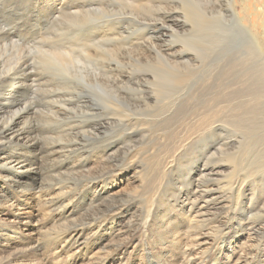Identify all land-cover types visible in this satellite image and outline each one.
<instances>
[{"label": "rangeland", "instance_id": "obj_1", "mask_svg": "<svg viewBox=\"0 0 264 264\" xmlns=\"http://www.w3.org/2000/svg\"><path fill=\"white\" fill-rule=\"evenodd\" d=\"M138 1L0 0V56L7 70L17 65L15 69L27 77L25 98L37 113L32 124L36 123L38 133L43 132L41 143H46L47 135L69 130L63 138L74 150L68 163L75 164L86 151L85 169L68 170L69 166L61 165L62 174L44 156L40 162L43 181L55 187L73 185L67 188L76 200L67 218L72 223L65 221L72 227L77 220L82 223L96 216L99 204L121 205L95 223H103L96 235L102 242L86 254L83 264L111 247L109 232L118 239V246L129 244L113 251L105 264H181L182 249L192 244L197 246H190L188 257H196L197 264H202L201 258L209 259L208 264H237L243 249L249 264H264L261 173L245 178L238 191L214 189L198 199L195 211L199 209L201 219L208 218L198 231L180 218L173 222L167 217L179 216L178 209L189 198L187 192L192 199L198 197L205 179L208 184L233 185L247 168L264 160V129L253 124L259 117L257 93L264 67V50L259 51L258 44L264 34V0ZM21 61L24 66L19 68ZM97 165L93 177L99 179L86 182L87 170ZM154 174L160 177L154 179ZM105 182L120 184L112 195L93 191L91 184ZM150 196L153 202L147 203ZM174 198L181 201L170 208L165 202ZM187 206L185 210L191 204ZM170 220L172 224L167 225ZM220 220L227 224L216 232ZM253 225L260 230L254 240L255 234L248 238ZM90 226L81 227L89 231ZM228 238L237 242L234 254L227 248Z\"/></svg>", "mask_w": 264, "mask_h": 264}, {"label": "bare ground", "instance_id": "obj_2", "mask_svg": "<svg viewBox=\"0 0 264 264\" xmlns=\"http://www.w3.org/2000/svg\"><path fill=\"white\" fill-rule=\"evenodd\" d=\"M140 1V0H139ZM138 1V2H139ZM144 1V0H142ZM146 1V0H145ZM150 1V0H149ZM153 1V0H152ZM195 1V0H194ZM203 1V0H202ZM212 1V0H211ZM210 1V2H211ZM130 2V1H129ZM128 2V3H129ZM148 2V1H146ZM189 2V1H188ZM197 2V1H196ZM196 2H193L192 4H195ZM213 2V1H212ZM211 2V3H212ZM141 3V2H140ZM143 4V3H142ZM182 4V3H181ZM203 4V3H202ZM132 4H129V8ZM198 3L195 5L197 6ZM145 6V5H144ZM149 6V3H148ZM126 7V6H125ZM147 7V4L146 6ZM152 7V6H151ZM181 7V6H180ZM184 7V6H183ZM199 7V6H198ZM127 8V7H126ZM201 8V7H200ZM214 8V7H213ZM136 9V7H135ZM198 9V8H197ZM223 9V7H222ZM192 10V9H191ZM108 11V10H107ZM135 11V10H134ZM157 11V10H156ZM221 11V10H220ZM154 12V11H153ZM90 13V12H89ZM62 14V13H61ZM65 14V13H64ZM189 14V13H188ZM191 14V12H190ZM225 14V13H224ZM239 14V13H238ZM236 14V17L240 18ZM70 15V14H69ZM148 15V14H147ZM152 15V14H151ZM150 15V16H151ZM192 15V14H191ZM206 15V14H205ZM60 16V15H58ZM63 16V15H62ZM72 16V15H71ZM67 17V16H66ZM65 17V18H66ZM157 17V16H156ZM194 17V16H193ZM207 17V16H206ZM85 18V17H84ZM149 18V17H148ZM67 19V18H66ZM206 19V18H204ZM65 20V19H64ZM246 20V19H245ZM179 21V20H178ZM242 21V20H241ZM163 22V21H162ZM208 22V21H207ZM74 23V22H73ZM197 23V22H196ZM216 22L215 24H217ZM76 25V24H75ZM196 25V24H195ZM198 25V24H197ZM202 25V24H201ZM242 26L245 25V22L241 23ZM55 26V25H54ZM78 26V25H77ZM199 26V25H198ZM212 26V25H211ZM2 27V26H1ZM169 28V27H168ZM213 28V27H212ZM238 28V27H237ZM46 29V28H45ZM99 29V28H98ZM202 29V28H201ZM211 29V28H210ZM219 29V28H218ZM241 29V28H240ZM222 30V29H220ZM232 30V29H231ZM235 30V29H234ZM107 31V30H106ZM118 31V30H117ZM173 31V30H172ZM119 32V31H118ZM175 33V31H173ZM202 32V31H201ZM234 32V31H232ZM101 33V32H100ZM200 33V32H199ZM214 33V32H212ZM231 33V32H230ZM121 34V33H120ZM219 34V33H218ZM235 35V33H232ZM88 35V34H87ZM103 35V34H102ZM179 35V34H178ZM200 35V34H198ZM215 35V34H214ZM180 36V35H179ZM215 37V36H214ZM100 38V37H99ZM211 38L210 40H214V38ZM213 38V39H212ZM216 38V37H215ZM221 38V37H219ZM258 39V38H257ZM261 40H258L259 44V51L264 50V34L263 37L260 38ZM96 40V39H95ZM103 40V39H102ZM199 40H201L199 38ZM216 40V39H215ZM100 41V40H99ZM212 42V41H210ZM251 42V41H250ZM107 43V42H106ZM203 43V42H202ZM253 43V42H252ZM184 44V43H183ZM205 44V43H204ZM209 44V43H208ZM16 45V44H15ZM31 45V44H30ZM173 45V44H172ZM220 46V45H219ZM118 47V46H116ZM172 47V46H171ZM212 47V46H210ZM216 47V46H215ZM73 48V47H72ZM76 48V47H75ZM25 49V48H24ZM139 49V48H138ZM158 49V48H157ZM161 49V48H160ZM40 50V48H39ZM51 50V49H50ZM73 50V49H72ZM118 50V49H117ZM23 51V50H19ZM57 52V51H56ZM61 52V51H60ZM95 52V51H94ZM82 53V52H81ZM21 54V53H20ZM87 54V53H86ZM26 56V55H25ZM84 56V55H83ZM82 56V57H83ZM24 57V56H23ZM77 57V56H75ZM89 57H91L89 55ZM88 57V58H89ZM51 58V57H50ZM185 58V57H184ZM26 59V58H25ZM161 59V58H160ZM159 59V60H160ZM165 59V58H163ZM67 60V59H66ZM74 60V59H73ZM258 60V59H257ZM26 61V60H25ZM84 61V60H82ZM87 61V60H85ZM84 61V62H85ZM16 62V60H15ZM24 62V61H23ZM27 62V61H26ZM148 62V61H147ZM14 63V62H13ZM35 63V62H34ZM235 63V62H234ZM24 63L18 64L19 68L24 66ZM74 63V66H76ZM87 64V63H86ZM169 64V63H168ZM12 64H10L11 66ZM28 65V64H26ZM170 65V64H169ZM168 65V66H169ZM13 68H10L9 70L6 69L5 64L3 63L1 56H0V264H83L85 259H87L86 254H89L98 246L101 244V238H99L98 233L102 231L103 223L102 224H95L102 215H104L106 212L110 211V209L113 208V211L115 213V210L120 208L121 205L112 206L111 204L107 205L106 207H103V205L99 204L97 206H100V208L95 211L94 215L91 219L88 221H83L82 223L77 220L75 222V225L69 226L70 222L67 218L70 216L73 210V202L74 197L70 196V192L68 191V187L70 186L72 188V184H66L65 186H57L53 185V183H47L46 181H43V175L41 172V159H43L44 156H47L50 162L58 172L61 169V165L63 167L69 166L68 170L73 168H79V169H85L84 162L82 161L87 156H83L79 159L75 164L68 163L70 161V158L72 157L73 146L72 144H66L64 141V136L67 137L68 131L63 132L62 134H50L47 135L45 138L46 143L42 144L43 142L39 139L40 133H43L40 131L38 133V127L35 124H32V115H34V105L32 106L31 103H29L28 99L25 98V89H26V79L23 77V72L20 70H16L17 65H13ZM34 66V65H33ZM82 66V65H81ZM199 66V65H198ZM12 67V66H11ZM72 67V66H71ZM84 67V66H83ZM86 67V66H85ZM235 67V66H234ZM9 68V67H7ZM25 68V67H24ZM23 68V69H24ZM35 68V67H34ZM73 68V67H72ZM79 68V67H78ZM76 68V69H78ZM81 68V67H80ZM88 68V67H86ZM174 68V64H173ZM177 68V67H176ZM15 69V70H14ZM28 69V68H27ZM70 69V68H69ZM143 69V68H142ZM198 69V68H197ZM14 70V71H12ZM26 70V69H25ZM34 70V69H33ZM32 70V71H33ZM79 70V69H78ZM80 70H84L81 68ZM196 70V69H195ZM260 70V69H259ZM31 71V70H30ZM85 72L87 71L84 70ZM89 71V70H88ZM87 71V74H88ZM81 72V71H80ZM83 72V71H82ZM84 72V73H85ZM23 73V74H22ZM32 73V72H31ZM79 73V72H77ZM79 74L87 76V74ZM257 73V72H256ZM49 74V73H48ZM73 74V73H72ZM28 75V73L26 74ZM33 75V74H32ZM261 86L258 90L259 95V117H257L258 122H254V127L256 126V123L261 125L264 129V67H262L261 72ZM34 77V76H33ZM87 78V77H86ZM173 78V77H171ZM41 79V78H40ZM85 79V78H84ZM156 79V78H155ZM235 79V78H234ZM93 80V79H92ZM36 81V80H35ZM84 81V80H83ZM98 81V80H97ZM87 82V79L86 81ZM89 82V80H88ZM87 82V83H88ZM90 82L93 83V81L90 80ZM95 82V81H94ZM100 81H98L99 83ZM260 82V81H259ZM177 83V82H176ZM179 83V82H178ZM181 83V82H180ZM30 84V83H29ZM57 84V83H56ZM137 84V83H136ZM60 85V84H59ZM77 85V84H76ZM98 85V84H96ZM101 85V84H100ZM65 86V85H64ZM63 86V87H64ZM69 87V86H68ZM47 88V87H46ZM102 88V87H101ZM186 88V87H185ZM240 88V87H239ZM249 88V87H248ZM66 89V88H65ZM77 89V88H76ZM246 89V88H245ZM67 90V89H66ZM74 90V89H73ZM242 90V89H241ZM76 91V90H75ZM256 91V90H255ZM51 92V91H50ZM61 92V91H60ZM64 92V91H63ZM72 92V90H71ZM81 92V91H80ZM103 92V91H102ZM175 93V92H174ZM191 93V92H190ZM239 93V92H238ZM256 93V92H255ZM42 94V93H41ZM28 95V94H27ZM78 95V94H77ZM101 96V95H100ZM143 96V95H142ZM166 96V95H165ZM256 96V95H255ZM28 97V96H27ZM84 97V96H83ZM97 97V96H96ZM99 97V96H98ZM29 98V97H28ZM72 99V98H70ZM199 99V98H198ZM256 99V98H255ZM251 100V99H249ZM49 101V100H48ZM60 101V100H59ZM58 102V101H57ZM83 102V101H82ZM246 102V101H245ZM29 103V104H28ZM31 104V105H30ZM35 104V103H34ZM198 104V103H197ZM204 104V103H203ZM244 104V103H243ZM30 105V106H29ZM87 105V104H86ZM238 105V104H237ZM166 106V105H165ZM170 106V105H169ZM240 106V105H239ZM244 106V105H243ZM163 107V106H162ZM161 107V108H162ZM257 107V106H256ZM200 108V107H198ZM255 108V107H254ZM253 109V108H252ZM54 110V109H53ZM59 111V110H58ZM233 111V110H232ZM252 111V110H251ZM256 111V110H255ZM55 112V111H54ZM172 112V111H171ZM235 112V110H234ZM253 112V111H252ZM57 112H55L56 114ZM229 113V112H228ZM238 113V112H237ZM162 114V113H161ZM164 114V113H163ZM177 114V113H176ZM182 114V113H181ZM248 114V112H247ZM254 114V113H253ZM54 115V114H53ZM175 115V114H174ZM198 115V114H197ZM256 115V114H255ZM163 116V115H162ZM207 116V114H206ZM224 116V115H223ZM222 116V117H223ZM249 116V115H248ZM254 116V115H253ZM51 117V116H50ZM48 116V118H50ZM125 117V116H124ZM145 117V116H144ZM225 117V116H224ZM47 118V117H46ZM61 118V117H60ZM200 118V117H199ZM54 119V118H51ZM57 119V118H56ZM207 119V118H206ZM210 119V118H208ZM43 120V119H42ZM58 120V119H57ZM56 120V121H57ZM186 120V119H185ZM45 121V120H43ZM112 121V120H111ZM204 121V120H203ZM244 121V119H243ZM60 122V121H58ZM44 123V122H43ZM52 124V122H49ZM40 123H38L39 125ZM47 124V123H46ZM56 124H58L56 122ZM98 124V123H97ZM104 125V124H103ZM40 126V125H39ZM83 126V125H82ZM138 126V125H137ZM65 127V126H64ZM227 127V126H226ZM47 128V127H46ZM69 128V127H68ZM67 128V129H68ZM80 128V127H79ZM50 129V127H49ZM54 129V128H52ZM64 129V128H63ZM82 129V128H81ZM80 129V130H81ZM60 130V129H59ZM201 130V129H200ZM88 131V130H86ZM81 132V131H80ZM70 133V131H69ZM49 134V132H48ZM86 134V133H85ZM199 134V133H198ZM71 136V135H70ZM75 136V135H74ZM77 138V137H76ZM75 140V139H74ZM69 141V140H68ZM259 141V140H258ZM42 142V143H41ZM82 142V141H81ZM88 143V142H86ZM82 144V143H81ZM239 144V143H238ZM80 146V145H79ZM95 147V146H94ZM96 148V147H95ZM93 148L92 150L94 151ZM97 149V148H96ZM223 151V150H222ZM226 151V150H225ZM237 151V150H236ZM83 152V151H82ZM88 153L91 152V149L87 151ZM97 152V151H95ZM78 153V152H77ZM100 153V152H99ZM134 153V152H133ZM138 153V152H137ZM80 154V152L78 153ZM102 154V153H101ZM148 154V153H147ZM146 154V155H147ZM138 155V154H137ZM135 154V157L137 156ZM165 156V155H164ZM175 156V154H174ZM134 157V156H133ZM230 164L232 165V169H234L235 162L230 158ZM138 158V156H137ZM165 159V157H164ZM167 159V158H166ZM69 160V161H68ZM134 160V159H133ZM171 160V159H170ZM169 160V161H170ZM44 161V160H43ZM165 161V160H164ZM168 161V160H167ZM168 161V162H169ZM174 161V159H173ZM177 161V160H176ZM41 162V163H40ZM48 162V161H47ZM71 162V161H70ZM134 162V161H133ZM137 162V161H136ZM167 162V163H168ZM247 162V161H246ZM58 163L60 165H58ZM132 163V162H131ZM256 164L250 165L251 167L247 168L246 171H244L239 177L235 179V182L233 185L228 184H222L221 182L215 184L216 187H213V183L208 184L209 179H205V185H203V190L201 189V194L198 197H195L192 199L191 193L187 192L188 197L187 200H183L185 202L183 204V207L179 208L180 214L173 215V216H167L169 219L174 220L173 222H176L179 218L181 219L182 223H187L186 225L188 227H197L200 226V224H205L206 220L208 218H200L199 217V209H197V212L195 211L196 203L198 202V199H204L206 192H211L212 190H223V191H234L237 188H242L243 185H240L241 182L243 183L245 181V178H249L252 175L256 173H261L264 176V160L261 162H255ZM103 164V163H102ZM133 164V163H132ZM137 164V163H136ZM140 164V163H139ZM174 164V163H173ZM45 165V164H44ZM166 165V164H165ZM161 166V164H160ZM164 166V165H163ZM169 166L171 167L172 165ZM43 167V165H42ZM45 168V167H44ZM47 168V167H46ZM167 168V165H166ZM165 168V169H166ZM99 169L98 165L96 167L90 168L88 171V179L86 182H92L94 180H98L99 177H93L94 172ZM103 169V167H102ZM107 167L104 169L106 170ZM169 169V168H168ZM103 170V171H104ZM158 170V169H157ZM177 170V169H176ZM213 170V169H212ZM64 169L62 168L60 170V174ZM66 172V171H65ZM100 172V171H99ZM164 172V171H163ZM167 172V171H165ZM214 172V171H213ZM45 173V172H44ZM64 173V172H63ZM92 173V174H89ZM158 174V173H157ZM157 174L153 175L154 179H158ZM162 174V172H161ZM165 174V173H164ZM97 175V173H96ZM46 176V175H45ZM225 176V175H224ZM93 177V178H92ZM111 177V176H110ZM92 178V179H90ZM101 179V178H100ZM262 179V177H261ZM202 180V179H200ZM219 180V179H218ZM48 181V180H47ZM65 181V180H62ZM156 181V180H155ZM97 182V181H96ZM233 182V181H232ZM264 182V179H263ZM67 183V182H65ZM111 182H105L104 184L98 183V184H91L94 185L93 191L97 192L98 194L108 192V195L112 192L117 190V187L120 183H113ZM56 184V183H55ZM86 184V183H85ZM84 184V185H85ZM163 184V183H162ZM204 184V183H202ZM57 185V184H56ZM88 185V183H87ZM85 187V186H84ZM199 186L197 185V188ZM254 187V186H253ZM72 190V189H71ZM85 189H82V191ZM195 190V189H193ZM222 191V192H223ZM238 191V190H236ZM253 191V190H252ZM231 194V193H230ZM232 195V194H231ZM85 196V199L88 198V195ZM91 196V194H89ZM95 196V195H94ZM182 196V195H181ZM207 196V195H206ZM240 196V195H239ZM134 197V196H133ZM226 197V196H224ZM229 197V196H228ZM182 198V197H181ZM84 199V197H83ZM176 199V200H175ZM179 199V198H178ZM177 198L174 199H167L165 203L168 204L170 208H174V204H177L180 200ZM184 199V198H183ZM192 199V200H191ZM114 200V199H112ZM238 200V198H237ZM76 201V200H75ZM96 201V200H95ZM210 201V200H209ZM147 203L153 202V197L150 196L146 199ZM145 202V204H146ZM102 203V201L100 202ZM155 204V203H154ZM191 206L187 209V205ZM152 205V204H151ZM96 207V206H95ZM102 207V208H101ZM115 207V208H114ZM118 207V208H117ZM153 206H150L152 208ZM83 208V207H82ZM177 208V207H176ZM96 209V208H95ZM153 210V209H152ZM201 210V209H200ZM79 211V210H78ZM187 212V214H186ZM120 213V212H119ZM118 213V214H119ZM202 213V212H201ZM111 214V213H110ZM108 214V215H110ZM203 214V213H202ZM226 214V213H225ZM114 215V214H113ZM147 215V214H146ZM216 215V214H215ZM224 215V214H223ZM228 215V214H226ZM83 216V215H82ZM105 217V216H104ZM208 217V216H207ZM210 217V216H209ZM227 217V216H226ZM72 218V217H71ZM81 218V217H80ZM87 218V217H86ZM254 218V217H253ZM69 221H67V220ZM84 219V218H83ZM74 220V219H72ZM85 220V219H84ZM87 220V219H86ZM171 220L167 225H171ZM65 221H67L65 224ZM221 223L218 226H215V229H219L216 232H219L221 230V227H226L227 220H220ZM77 223V224H76ZM91 225L89 231L84 230V225ZM202 225V226H203ZM246 225V224H245ZM248 225V224H247ZM260 225V224H259ZM83 228H82V227ZM255 225H253L251 228L249 227V237L252 234H255L252 240L257 238L259 235L260 230H256ZM201 227V226H200ZM204 227V226H203ZM260 227V226H259ZM108 228H114V226H110ZM193 228V229H195ZM206 228V227H205ZM208 228V227H207ZM206 228V229H207ZM73 229V230H70ZM102 229V230H101ZM107 229V228H106ZM192 229V230H193ZM195 229V230H196ZM202 229V228H201ZM248 229V228H246ZM188 230V228H187ZM191 230V229H190ZM198 231V229H197ZM201 231V230H200ZM105 234H108L107 231H105ZM212 232V231H211ZM189 233H191L189 231ZM195 233V232H194ZM198 234V233H196ZM203 234V233H202ZM201 234V235H202ZM261 234V233H260ZM98 235V236H96ZM208 235V234H207ZM218 235V234H217ZM96 236V237H94ZM191 236V235H190ZM196 236V235H194ZM260 236V235H259ZM160 237V236H159ZM158 237V238H159ZM204 237V236H203ZM217 237V236H216ZM90 238L94 240H90ZM192 238V237H191ZM194 238V237H193ZM211 238V237H210ZM234 238H228L230 241L227 246V243L225 246H227L228 250L233 253ZM109 240L111 243V247L108 250L105 251L104 254L100 256H90L88 257V260H90V264H105V261H108L109 256H113V251L116 249L126 248L129 244L128 242L122 243L119 246L117 245V240H115V237L112 236L111 232H109ZM193 240V239H192ZM190 240V242L192 241ZM182 241V240H181ZM250 241V240H248ZM199 242V241H198ZM208 243L207 241H205ZM204 242V244H205ZM210 242V241H209ZM253 242V241H252ZM255 242V241H254ZM114 243V244H113ZM181 243V242H180ZM199 244V243H198ZM250 244V243H249ZM255 244V243H254ZM104 245V244H103ZM109 245V244H108ZM125 245V246H121ZM184 245V244H182ZM187 245V244H186ZM189 245V244H188ZM194 246V244H192ZM190 245V246H192ZM201 245V244H199ZM203 245V242H202ZM213 245V244H212ZM256 245V244H255ZM184 247L182 249L181 254L184 256V260L181 264H197L196 257H188V254L192 251L191 247ZM195 245L194 247H196ZM208 246H211L210 243ZM244 246V243H243ZM251 246V245H250ZM206 247V246H204ZM236 247V245H235ZM255 247V246H253ZM103 248V247H102ZM182 248V247H180ZM199 248V246H198ZM246 248V247H245ZM251 248V247H249ZM101 249V247H100ZM104 251V249H101ZM100 250V251H101ZM180 250V249H179ZM194 250V249H193ZM204 250V249H203ZM189 253H188V252ZM200 251V250H199ZM202 251V249H201ZM247 251V250H246ZM244 249L241 251L238 256V263L237 264H249V259L247 257V252ZM250 251V250H249ZM180 252V251H179ZM197 252V251H196ZM102 253V251H101ZM125 253V251H124ZM250 253V252H249ZM97 254V253H96ZM123 254V252H122ZM198 254V253H197ZM234 254V253H233ZM111 256V257H112ZM124 257V255H121ZM110 257V258H111ZM126 257V256H125ZM210 258V257H209ZM214 258V257H213ZM216 258V257H215ZM212 259V258H210ZM142 260V259H140ZM139 260V262H140ZM243 260V261H242ZM200 261L202 264H208L209 259L206 261L201 258ZM213 261V260H212ZM143 262V261H141ZM139 264H142V263ZM86 263V262H85ZM84 263V264H85ZM121 263V261H118V264ZM123 264V263H122ZM216 264V263H213Z\"/></svg>", "mask_w": 264, "mask_h": 264}]
</instances>
